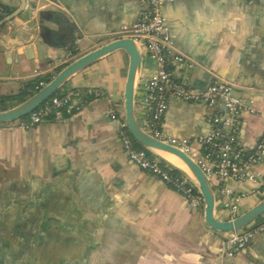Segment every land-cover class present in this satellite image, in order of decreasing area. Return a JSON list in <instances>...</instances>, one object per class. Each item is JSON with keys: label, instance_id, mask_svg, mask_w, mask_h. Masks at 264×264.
Returning <instances> with one entry per match:
<instances>
[{"label": "crops", "instance_id": "crops-1", "mask_svg": "<svg viewBox=\"0 0 264 264\" xmlns=\"http://www.w3.org/2000/svg\"><path fill=\"white\" fill-rule=\"evenodd\" d=\"M27 1L24 14L0 29V96L54 77L70 53L81 57L107 43L105 37L135 25L146 9L143 0ZM2 4L14 13L21 0ZM42 11L60 17L43 21L53 32L47 42L40 37ZM162 13L171 35L167 54L174 83L205 91L223 80L245 104L224 121L223 103L192 106L170 96L164 130L194 145L219 120L234 134L237 149L253 152L264 138V0H176ZM25 40L32 42L30 55L12 47ZM5 50L12 51L10 63ZM128 66V55L118 51L69 81L62 92L106 96L92 99L82 112L28 131L0 125V264H264V233L229 256L225 234L206 225L203 210L191 209L182 194L126 154L109 111L124 117ZM156 70L157 63L144 55L136 82L143 128L145 85ZM244 173L256 181L214 179L217 219L231 220L227 188L245 195L238 216L264 199V157Z\"/></svg>", "mask_w": 264, "mask_h": 264}, {"label": "built area", "instance_id": "built-area-1", "mask_svg": "<svg viewBox=\"0 0 264 264\" xmlns=\"http://www.w3.org/2000/svg\"><path fill=\"white\" fill-rule=\"evenodd\" d=\"M176 0H143L146 9L142 11L138 22L132 27H124L118 33L119 38L132 39L147 55L157 63L156 72L145 85L144 107L147 116L144 130L156 139L175 146L188 155L198 153L193 150L189 141H178L169 137L163 128L164 116L168 108L170 96L189 103L192 106L204 105L212 107L218 99L225 101L230 110V118H235L245 110L244 101L235 94L233 84L223 81H214L205 91H198L183 85L174 83L172 73L168 69L167 50L171 49L172 41L169 28L162 13L164 5ZM5 17L4 6L0 0V22ZM78 56L70 53L64 66L77 59ZM178 63L184 62L183 57H176ZM56 76V75H55ZM54 76V77H55ZM52 77V79L54 78ZM51 79V80H52ZM50 80V81H51ZM49 82L40 83L38 91ZM102 91H68L61 95H55L42 106L32 112L28 117L9 124L22 130H32L38 125L50 120H63L76 113L82 112L92 99L105 98ZM112 125L117 128L122 140L124 150L129 158L142 170L157 177L162 183L176 190L185 198L188 206L193 210H203V197L195 184L186 176H176L172 170L146 150H135L134 141L130 136L124 117L115 109L109 111ZM218 125L213 132L205 136H199L195 142L201 146L200 156L194 158L209 179H218L220 182L232 179L235 181H256L252 174L246 175L245 169L257 163L264 157V138L256 149L244 154L236 148L234 134L225 132ZM226 197L225 208L230 212L231 220L238 217L239 204L245 195L236 194L231 188L223 190ZM264 218V217H263ZM264 233V219L253 230H241L225 234V245L229 256L246 249L253 239Z\"/></svg>", "mask_w": 264, "mask_h": 264}, {"label": "water", "instance_id": "water-1", "mask_svg": "<svg viewBox=\"0 0 264 264\" xmlns=\"http://www.w3.org/2000/svg\"><path fill=\"white\" fill-rule=\"evenodd\" d=\"M27 2V0H21V5L19 9L12 13L8 18L0 22V29L5 25L11 23L15 19L20 18L24 14ZM32 8L36 10L37 6L33 4ZM38 16H40L39 23L41 24L40 37H42V39L47 42L48 35H53V32L47 27L42 26L43 21L53 23L58 21L60 17L56 13H51L48 11H42ZM34 22L36 23L37 20H34ZM64 24L67 25L66 22ZM122 29H120L119 31L111 32L107 37H105L104 39L108 40L107 43L100 45L93 51L81 57H78L70 64L66 65L45 87L41 88L37 93L26 99L23 103L10 110L0 111V125H9L28 117L32 112L42 106L45 102H47L53 96L62 91L64 86L69 81H71L76 75L82 73L86 69L100 62L104 58L114 54L115 52L123 51L128 55L129 58L128 73L124 89V120L127 126V130L130 136L132 137L133 141L140 145L144 150L148 151L153 157L157 158L160 162L166 163L167 165L173 167L175 170L180 171L184 176L188 177L195 184L199 193L203 197L204 220L206 225L210 229L218 233L224 234L241 230L255 229L259 220L264 217V199L253 209L243 215L238 216L234 220L221 221L217 219L215 215L216 192L214 186V179H209L194 159L200 156V151L202 149L201 146L195 142L193 145V150L197 151L198 153H194L192 156H190L181 149L156 139L147 131H145L144 128L139 124L136 115V82L138 73L143 66L144 53L132 39L118 37V33L121 32ZM104 39H101V41ZM17 42L18 41H15L12 47H14L15 49L18 47H24L23 52L29 55L33 52V49L30 46L32 42L30 40H25V42L21 45H18ZM4 52L6 60L8 61V63H10L12 58V51L7 52V50H5ZM16 55L19 56L20 54ZM174 99L177 101H181L176 98ZM217 102L223 103V105L225 106V121L231 116L230 110L228 109L224 100L218 99ZM169 137L174 140L183 141L180 139L173 138L171 136ZM197 137L198 136H196V138ZM156 152H164L178 157L187 166L192 176L182 171L181 169L169 164L164 159L159 157Z\"/></svg>", "mask_w": 264, "mask_h": 264}, {"label": "trees", "instance_id": "trees-1", "mask_svg": "<svg viewBox=\"0 0 264 264\" xmlns=\"http://www.w3.org/2000/svg\"><path fill=\"white\" fill-rule=\"evenodd\" d=\"M4 14L6 15H11L12 11H8L6 8H4ZM170 70V68L168 67ZM52 77H39L37 79L31 80L27 84L24 85L23 89L18 95L15 96H0V108L2 110H8L9 108H12L18 104L23 103L27 98L33 96L35 93L38 92V87L40 83L42 82H50ZM63 92L60 91L57 95H61ZM24 119V118H23ZM134 148L135 150L141 151L144 150L140 145H138L134 141ZM162 163V162H161ZM162 165L166 166L168 169L172 170V173L176 176H183V174L175 170L173 167L167 165L166 163H162ZM264 218H261L258 223L262 222Z\"/></svg>", "mask_w": 264, "mask_h": 264}, {"label": "bare ground", "instance_id": "bare-ground-1", "mask_svg": "<svg viewBox=\"0 0 264 264\" xmlns=\"http://www.w3.org/2000/svg\"><path fill=\"white\" fill-rule=\"evenodd\" d=\"M156 153H158V155L162 159H164L166 162H168L169 164L173 165L174 167L181 169L182 171H184L187 174L192 176V174L189 171V169L187 168V166L178 157L164 153V152H156Z\"/></svg>", "mask_w": 264, "mask_h": 264}]
</instances>
